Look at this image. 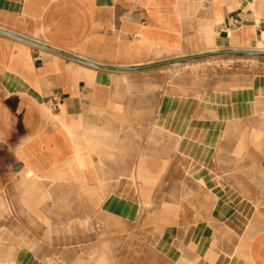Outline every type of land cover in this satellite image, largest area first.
Here are the masks:
<instances>
[{
	"label": "crops",
	"instance_id": "crops-1",
	"mask_svg": "<svg viewBox=\"0 0 264 264\" xmlns=\"http://www.w3.org/2000/svg\"><path fill=\"white\" fill-rule=\"evenodd\" d=\"M0 29L59 51L0 33V264H80L55 260L74 234L55 206H82L81 231L93 206L134 224L144 199L151 212L187 177L204 193L199 218L168 217L182 224L162 230L157 252L264 264V76L207 90L196 71L170 80L186 62L115 71L64 55L132 69L264 51V0H0ZM73 191L82 198H59Z\"/></svg>",
	"mask_w": 264,
	"mask_h": 264
},
{
	"label": "rangeland",
	"instance_id": "rangeland-1",
	"mask_svg": "<svg viewBox=\"0 0 264 264\" xmlns=\"http://www.w3.org/2000/svg\"><path fill=\"white\" fill-rule=\"evenodd\" d=\"M169 69L170 80L178 74V70L185 69L200 73L204 89L217 87L218 84L231 88L245 84L255 77L264 76V56L214 55ZM140 173L139 167V178ZM174 186L169 194L166 192L165 196L159 194L151 212H148L150 203L144 199L142 214L134 224L98 216L99 207L93 206L88 208L92 216L82 224L85 231H81L77 225H80L78 219L82 206L72 204L55 206L53 209L56 210L58 227L72 228L74 233L73 238H70L68 233L66 237L60 239L63 244L56 249L55 260L58 262L78 260L80 264H169L157 252L156 242L166 226L182 223L166 219L181 213L193 220L189 224L195 223L199 218L200 206L194 205V199L204 198L203 191L198 188L195 197L194 186L188 177ZM82 196V191H73L63 193L59 198L80 199ZM164 200L175 206V210L173 211L167 204L162 207Z\"/></svg>",
	"mask_w": 264,
	"mask_h": 264
},
{
	"label": "water",
	"instance_id": "water-1",
	"mask_svg": "<svg viewBox=\"0 0 264 264\" xmlns=\"http://www.w3.org/2000/svg\"><path fill=\"white\" fill-rule=\"evenodd\" d=\"M0 33L5 34L7 36L13 37L15 39H19L25 42H28L32 45H35L37 47H42V48H46V49H50L44 45H42L41 43H38L36 41H32L30 39L24 38V37H20L16 34H13L11 32L5 31L3 29H0ZM54 52H59L56 51L54 49H50ZM246 55V56H264V51H251V50H225V51H216L214 53H208V54H202V55H197V56H193V57H185V58H181V59H174V60H170V61H165V62H161V63H155V64H151V65H147L144 67H139V68H132V69H128V68H117V67H107L104 65H100L97 63H93L91 61H88L86 59L74 56V55H69V54H64L67 57H70L72 59H75L77 61H80L82 63H86L88 65L97 67V68H101V69H108V70H115V71H133V70H141V69H147V68H155V67H159V66H163V65H172V64H178V63H183V62H188L191 60H195V59H201V58H206V57H211L214 55Z\"/></svg>",
	"mask_w": 264,
	"mask_h": 264
},
{
	"label": "built area",
	"instance_id": "built-area-1",
	"mask_svg": "<svg viewBox=\"0 0 264 264\" xmlns=\"http://www.w3.org/2000/svg\"><path fill=\"white\" fill-rule=\"evenodd\" d=\"M57 103H58V98L57 97H51L49 100H48V104L50 107L52 108H55L57 106Z\"/></svg>",
	"mask_w": 264,
	"mask_h": 264
},
{
	"label": "bare ground",
	"instance_id": "bare-ground-1",
	"mask_svg": "<svg viewBox=\"0 0 264 264\" xmlns=\"http://www.w3.org/2000/svg\"><path fill=\"white\" fill-rule=\"evenodd\" d=\"M217 63V62H216ZM220 64V63H219ZM164 88V87H163Z\"/></svg>",
	"mask_w": 264,
	"mask_h": 264
}]
</instances>
